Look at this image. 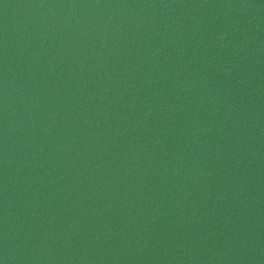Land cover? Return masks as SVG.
<instances>
[{"label": "water", "instance_id": "95a60500", "mask_svg": "<svg viewBox=\"0 0 264 264\" xmlns=\"http://www.w3.org/2000/svg\"><path fill=\"white\" fill-rule=\"evenodd\" d=\"M0 264H264V0H0Z\"/></svg>", "mask_w": 264, "mask_h": 264}]
</instances>
